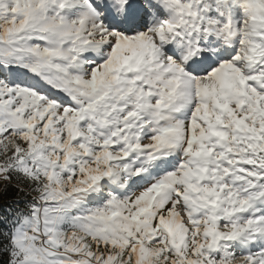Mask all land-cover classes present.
<instances>
[{"label":"snow or ice","instance_id":"snow-or-ice-1","mask_svg":"<svg viewBox=\"0 0 264 264\" xmlns=\"http://www.w3.org/2000/svg\"><path fill=\"white\" fill-rule=\"evenodd\" d=\"M0 264H264V0H0Z\"/></svg>","mask_w":264,"mask_h":264}]
</instances>
